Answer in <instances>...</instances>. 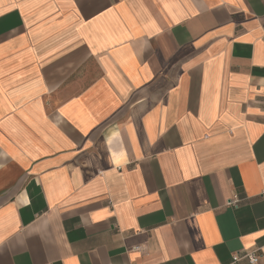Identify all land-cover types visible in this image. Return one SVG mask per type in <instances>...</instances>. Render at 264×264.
Masks as SVG:
<instances>
[{
	"label": "crops",
	"instance_id": "0c3cea01",
	"mask_svg": "<svg viewBox=\"0 0 264 264\" xmlns=\"http://www.w3.org/2000/svg\"><path fill=\"white\" fill-rule=\"evenodd\" d=\"M263 189L264 0H0V264H264Z\"/></svg>",
	"mask_w": 264,
	"mask_h": 264
},
{
	"label": "built area",
	"instance_id": "2783aa9c",
	"mask_svg": "<svg viewBox=\"0 0 264 264\" xmlns=\"http://www.w3.org/2000/svg\"><path fill=\"white\" fill-rule=\"evenodd\" d=\"M261 197H264V189L261 193ZM240 203V198L237 195H232L230 197L225 205L227 207H237V205ZM259 253L258 250H252V251H244L242 253H237L232 256V260L230 264H238V262L242 259H245L249 264H258L259 262Z\"/></svg>",
	"mask_w": 264,
	"mask_h": 264
}]
</instances>
